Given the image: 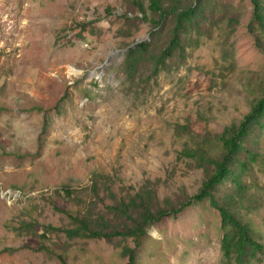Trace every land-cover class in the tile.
<instances>
[{"label": "rangeland", "instance_id": "obj_1", "mask_svg": "<svg viewBox=\"0 0 264 264\" xmlns=\"http://www.w3.org/2000/svg\"><path fill=\"white\" fill-rule=\"evenodd\" d=\"M132 1L0 0V264H129L126 248L138 264H223V218L210 200L138 242L65 231L74 226L69 212L95 199L107 214L148 183L166 207L187 203L216 167L184 152L222 159L218 138L264 98V28L252 0H206L186 53L135 73L126 53L155 29ZM245 146L257 155H240L250 166L245 193L231 180L217 193L237 195L264 241V128ZM97 173L115 194L99 178L103 204L91 196ZM64 185L77 190L73 197L56 192ZM252 264H264V254Z\"/></svg>", "mask_w": 264, "mask_h": 264}, {"label": "trees", "instance_id": "obj_2", "mask_svg": "<svg viewBox=\"0 0 264 264\" xmlns=\"http://www.w3.org/2000/svg\"><path fill=\"white\" fill-rule=\"evenodd\" d=\"M197 1L198 4H185L182 0H148L147 5L143 0L131 2L133 10L142 13L144 19L150 21L155 30L151 33V39L129 47L126 53V64L130 72L135 73L146 64L152 63L155 71H160L167 65L168 58L186 53V45L194 39L191 37L192 40L187 41L188 35L202 26L200 18L207 8L206 0ZM252 2L256 8V20L264 28V0H252ZM150 12L157 13L159 17L154 18L148 14ZM126 17L131 18L128 13ZM170 18L173 21L172 26L167 24ZM259 45L264 47V42L259 41ZM259 126L264 128V98L258 101L240 126L228 127L224 135L218 138L226 149L222 159H213L203 149L189 148L184 152L185 156L199 161L202 165H214L216 169L214 174L209 175L201 192L191 197L182 206L170 208L163 205L151 183H148L142 190L131 194L129 198H124L115 205L109 206L110 211L107 214L99 209L95 199H92L87 207L77 214L69 212L74 226L66 228L65 231L74 239L106 238L112 240L122 237L135 238L138 242L148 235L149 230L155 224L164 221L168 216L172 214L178 216L194 201L203 203L210 200L212 206L221 212L223 218V264H252L258 260L259 255L264 254V241L255 236L253 227L245 221L240 212L241 206L237 195H218L217 190L226 180H231L238 187L240 195L245 193L243 177L250 166L248 161L240 159V155L247 153L251 159L257 160L253 149L249 150L245 143ZM95 175L97 180L92 183L93 195L91 196L92 198L100 197V204H103L106 198H102L103 185L100 184L99 178L106 179L107 175L104 173ZM104 185L109 191L108 195L110 193L115 196L109 179H106ZM62 191L69 197H73L77 192L70 185H64L56 190L58 193ZM112 216L116 221L111 218ZM125 252L131 255L129 264H138L135 249L126 248Z\"/></svg>", "mask_w": 264, "mask_h": 264}, {"label": "bare ground", "instance_id": "obj_3", "mask_svg": "<svg viewBox=\"0 0 264 264\" xmlns=\"http://www.w3.org/2000/svg\"><path fill=\"white\" fill-rule=\"evenodd\" d=\"M70 72H71V73H78V72H79V73H82L81 71H77V70L74 69V68H71V69H70Z\"/></svg>", "mask_w": 264, "mask_h": 264}, {"label": "water", "instance_id": "obj_4", "mask_svg": "<svg viewBox=\"0 0 264 264\" xmlns=\"http://www.w3.org/2000/svg\"><path fill=\"white\" fill-rule=\"evenodd\" d=\"M135 45H136V43L133 46H135Z\"/></svg>", "mask_w": 264, "mask_h": 264}]
</instances>
